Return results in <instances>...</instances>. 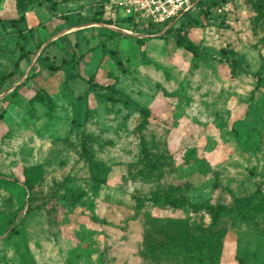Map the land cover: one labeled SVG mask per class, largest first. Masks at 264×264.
<instances>
[{
    "label": "rangeland",
    "instance_id": "rangeland-1",
    "mask_svg": "<svg viewBox=\"0 0 264 264\" xmlns=\"http://www.w3.org/2000/svg\"><path fill=\"white\" fill-rule=\"evenodd\" d=\"M158 28L0 0V264H264V0Z\"/></svg>",
    "mask_w": 264,
    "mask_h": 264
},
{
    "label": "built area",
    "instance_id": "built-area-1",
    "mask_svg": "<svg viewBox=\"0 0 264 264\" xmlns=\"http://www.w3.org/2000/svg\"><path fill=\"white\" fill-rule=\"evenodd\" d=\"M203 0H110L116 10L122 12L125 19H131V23L139 25L146 22L149 26L157 25L166 27L196 7ZM224 6L218 8L223 12ZM172 22V23H171ZM117 27V26H115ZM124 31L135 33L132 28L117 27Z\"/></svg>",
    "mask_w": 264,
    "mask_h": 264
},
{
    "label": "trees",
    "instance_id": "trees-1",
    "mask_svg": "<svg viewBox=\"0 0 264 264\" xmlns=\"http://www.w3.org/2000/svg\"><path fill=\"white\" fill-rule=\"evenodd\" d=\"M52 8L55 7V5H51ZM128 21H131V19H127ZM105 23L107 24H114L113 21L111 19H108L105 21ZM169 23H167L166 25L164 26H158V30H154V31H151L150 30V34H158L160 33ZM117 25V24H116ZM117 26H120V25H117ZM152 27L154 25H151ZM150 26V27H151ZM115 33V31H113ZM117 32V31H116ZM141 42H143L145 40V38H142V39H139ZM187 49H189L190 51L194 52V53H197V46L193 43V42H189V44L187 45ZM22 58H26V53L22 56ZM50 67H52L53 69H57L59 67L58 64L56 63H53L51 62L50 64ZM15 75L14 71L7 74V75H4L2 78L5 79V80H8L9 78L13 77ZM33 75V71H31L29 73V76L28 77H31ZM25 84V83H23ZM113 99H118L117 97H113ZM137 111L141 114L142 116V120H141V123H140V127L141 129H145L150 120L151 119H155L153 117V112L151 109L149 108H146V107H138ZM3 116V110L0 111V117ZM141 143L142 145L146 148V138L144 135H142V138H141ZM24 185L29 189H30V183L28 181V179H26V181L24 182ZM154 202L155 204H158L159 206H165V205H168V206H172L174 208H180L182 206V202L180 201V199L176 196V194H171V195H168V196H165V197H145L143 198V202ZM220 219L217 218V216L214 215L213 217V223H217ZM203 257L204 256H207V255H202Z\"/></svg>",
    "mask_w": 264,
    "mask_h": 264
},
{
    "label": "water",
    "instance_id": "water-1",
    "mask_svg": "<svg viewBox=\"0 0 264 264\" xmlns=\"http://www.w3.org/2000/svg\"><path fill=\"white\" fill-rule=\"evenodd\" d=\"M114 28L116 29L117 32H125V33H129V34L136 35V34H134V33H130V32L124 31V30H122V29H120V28H117V27H114ZM139 36H140V35H139ZM27 74H28V72H27Z\"/></svg>",
    "mask_w": 264,
    "mask_h": 264
},
{
    "label": "crops",
    "instance_id": "crops-1",
    "mask_svg": "<svg viewBox=\"0 0 264 264\" xmlns=\"http://www.w3.org/2000/svg\"><path fill=\"white\" fill-rule=\"evenodd\" d=\"M80 25V24H79Z\"/></svg>",
    "mask_w": 264,
    "mask_h": 264
}]
</instances>
